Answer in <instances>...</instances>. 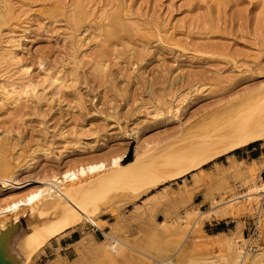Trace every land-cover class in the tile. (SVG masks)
<instances>
[{"label":"rangeland","instance_id":"rangeland-1","mask_svg":"<svg viewBox=\"0 0 264 264\" xmlns=\"http://www.w3.org/2000/svg\"><path fill=\"white\" fill-rule=\"evenodd\" d=\"M80 7L84 18L78 21ZM121 9L130 18L128 29L109 36L111 19ZM0 29L2 40L15 37L21 61L31 68L26 79L6 67L0 77L32 80L37 94L19 106H0V205L70 170L82 171L87 181L101 178L96 191L74 199L90 210V218L77 210L69 220L47 211L30 219L22 214L18 224L8 220L0 243L11 255L0 253V259L7 264H166L170 258L175 264L223 263L230 256L224 242L203 238L204 227L211 231L204 226L210 217L202 219L200 233L193 220L168 231L159 223L180 221L196 209L199 193L197 202L208 201L212 209L234 193L245 195L247 180L264 178V157L254 170L210 171L218 159L204 166L209 173L174 181L164 179L173 175L164 171L176 155L170 148L139 174L116 176L113 167L132 145L134 159L140 146L200 140L204 128L264 102V0H0ZM56 77L63 83L53 91L45 81ZM178 105L179 113L170 112ZM262 195L257 192L250 203L241 199L227 215L236 219V230L242 224L247 239L258 226ZM161 209L164 216L157 220ZM87 227L112 232L158 261L127 248L113 254L105 234L98 242L86 235L70 261L41 256L66 229ZM251 262L264 264V253Z\"/></svg>","mask_w":264,"mask_h":264},{"label":"bare ground","instance_id":"bare-ground-1","mask_svg":"<svg viewBox=\"0 0 264 264\" xmlns=\"http://www.w3.org/2000/svg\"><path fill=\"white\" fill-rule=\"evenodd\" d=\"M121 10L122 11L120 12H116L111 19L114 30L108 32L109 36L117 37L121 32L126 31L128 29L126 23L127 17H125L127 13L124 9ZM131 15L132 14L128 16L131 17ZM83 18L84 13L80 7L76 14V19L78 21H81ZM1 34L2 33H0V69L6 67L7 69L11 68V72L15 70L16 74L19 75V79H23L27 77V75L30 76L31 68L28 66L27 63L21 61L17 53V49L20 45L15 40V37L13 35H10L5 41L2 40ZM8 73L6 75H8ZM11 78H13V76L0 77V106L2 105V107H6L7 104L11 106H19L23 102L28 103V101H32L33 98H37L36 86L32 82V80H27L25 82L16 81L14 79L12 80ZM45 83L49 84L50 86H53V91H56V89L59 88L60 84L63 83V80L61 77H56L46 80ZM178 104L181 105L179 101ZM169 109H172L170 112L179 113L180 106L176 109L175 107H169ZM236 113L237 112H235V114ZM236 116V118H231L230 120L225 121L224 123H219L217 121L215 122L213 120L215 123L213 125L211 124V126L204 128L205 130L203 131V134H205V137L200 140L196 138H189L186 140L175 138V140L173 141H166L162 145V148L152 144H148L143 147H137L134 159L131 162L124 164L123 160L126 154L120 155L117 159V162L114 164L113 171L116 176L139 174L146 166H148L149 163H153L154 160L158 158H164L162 157L164 150L170 148V150L172 149L176 155L172 158L171 161L168 162V165L165 167L164 171L169 173L173 172V175L164 179L174 181L178 178H184L186 174L193 175L197 174V172L209 173V171L204 168V166H206L207 164L215 162L219 158L229 155L232 152H235L236 150L242 149L251 143L264 140V102L258 106L247 110L244 113H241V115ZM196 124L199 123L197 122ZM184 130H186V128ZM2 140H5V138ZM3 146L2 147L5 148L7 147V144L4 142ZM164 160L165 159H162V161ZM260 165L262 164L258 162H254L251 165H247L244 161H232L231 165L228 167H223V165H217L216 168L219 170L234 169L242 171V168L244 166H249L251 170H254ZM82 176V171L76 169L70 170L69 173H67L62 179L53 176L51 177L49 182L42 183V185L37 190L32 191L31 193L26 194L22 197L12 198L11 195L8 196V199L5 200L4 204L0 205V231L3 232L8 230L6 223L10 219L12 220L13 224H18L22 214L29 215L30 217L28 218L30 219L35 218L43 211L56 212L60 213L62 218L69 220L73 217L74 213L77 210H81V214L83 216L90 218V210L87 211L85 210V208H79L78 205L75 204L74 199H82L85 196H88L91 192L96 191V189L100 185L99 181L101 178L87 181L84 180V177ZM245 187V195H241L238 197V194L234 193V195L225 204L219 205L218 207L210 210L209 212L203 213L196 207V209L188 211L187 215L182 217L180 221H176L174 223H171L169 221H163L159 223V226L162 229L168 231L178 226L188 227L191 223L190 221L193 220L194 223L192 228L198 227L197 232L200 233L201 229H199V227L201 225L202 219L211 217L212 214L220 216H227L229 214H232L234 213V210H236V208L238 207V204L240 203L241 199H244L248 202L252 198L257 197V192L259 195V191L263 193L264 196V178L262 177H255L251 180H247L245 182ZM169 189V186L164 188V193H168ZM164 193L161 192L159 194ZM156 195L157 194H154V196ZM258 217V229L261 233L259 234V239L256 240L255 254L252 253L253 250H251L250 248V246L253 245V239H247L243 237L242 224L239 223L237 230H235L230 236L224 235L221 238L209 237L207 235L203 236L204 239H222L217 240V242H224L225 247L230 255L227 258H224L223 263L209 259L198 260L197 262L199 264H251V261L256 260L259 256L264 253V207L260 206V208H258ZM197 218H200L199 222L195 221ZM46 223L54 225V221L51 220H48ZM99 229L103 230L101 227H99ZM104 234L108 241V243L106 242L107 248L113 254L118 255L124 252V250L127 248L132 249L133 251H136V253L146 256L150 259H153L156 262L158 261L152 256L146 255L140 250L138 251L136 249H133L131 248L132 246H128L126 243L118 240L115 237L114 233L104 231ZM87 238L88 237H86V239ZM84 239H82L78 244H83ZM245 243H247V245ZM1 250L2 254L6 253L7 255H11V253H7V250L11 251V249L8 247L7 244H5V242L0 243V251ZM173 259L174 258H170L167 261H164V263L175 264ZM191 264L197 263L193 261L191 262Z\"/></svg>","mask_w":264,"mask_h":264},{"label":"crops","instance_id":"crops-1","mask_svg":"<svg viewBox=\"0 0 264 264\" xmlns=\"http://www.w3.org/2000/svg\"><path fill=\"white\" fill-rule=\"evenodd\" d=\"M264 157V145L260 144L259 142H254L249 144L248 146L239 149L236 152H232L229 155L219 158L220 161L215 162L213 164L212 169L214 170L217 165H223V167H228L232 163V161L238 162H245L247 165H251L254 162H260V160ZM202 172H197L198 175ZM188 182H191L189 178L186 179ZM184 181V180H182ZM202 194L199 193L195 196L194 205L199 208V210L203 213L209 212L212 210L210 202H197L199 196ZM263 196V195H262ZM163 209H161L157 215V220L160 217H163ZM109 219H102L100 223H106ZM209 225L211 227V231H207L206 227L203 228L204 235L214 238H221L224 235L230 236L236 230V219L232 216H216V214H212L211 217L204 222V226ZM105 229V228H104ZM244 237L245 231L243 232ZM90 235L92 239L98 242L104 238V232L98 230L96 227L95 229H91L89 227L85 229H77V228H69L66 229L60 236L52 239L48 245L42 250L41 256L43 257H52V256H59L62 259L70 261L76 255V247L77 244L86 236ZM217 240L222 239H214L213 242H217Z\"/></svg>","mask_w":264,"mask_h":264},{"label":"built area","instance_id":"built-area-1","mask_svg":"<svg viewBox=\"0 0 264 264\" xmlns=\"http://www.w3.org/2000/svg\"><path fill=\"white\" fill-rule=\"evenodd\" d=\"M249 239H253V245L251 248V250H253L255 248L256 240L259 239V231H258L257 225H254L253 234L251 235V237Z\"/></svg>","mask_w":264,"mask_h":264},{"label":"trees","instance_id":"trees-1","mask_svg":"<svg viewBox=\"0 0 264 264\" xmlns=\"http://www.w3.org/2000/svg\"><path fill=\"white\" fill-rule=\"evenodd\" d=\"M133 155H134V146L132 145V147L130 148V151L128 152L127 156L124 158L123 163L127 164V163L131 162L133 160Z\"/></svg>","mask_w":264,"mask_h":264},{"label":"water","instance_id":"water-1","mask_svg":"<svg viewBox=\"0 0 264 264\" xmlns=\"http://www.w3.org/2000/svg\"><path fill=\"white\" fill-rule=\"evenodd\" d=\"M3 235H1L0 239L2 238ZM2 253V250L0 251ZM4 253V252H3ZM0 264H7L4 260L0 259Z\"/></svg>","mask_w":264,"mask_h":264}]
</instances>
